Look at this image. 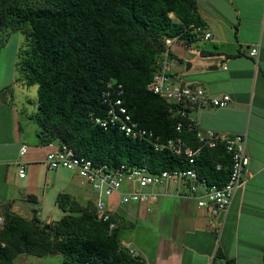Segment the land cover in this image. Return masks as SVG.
<instances>
[{
	"label": "trees",
	"instance_id": "1",
	"mask_svg": "<svg viewBox=\"0 0 264 264\" xmlns=\"http://www.w3.org/2000/svg\"><path fill=\"white\" fill-rule=\"evenodd\" d=\"M205 29L197 0H0V32L18 30L26 37L17 66L24 84L37 86L38 109L29 118L40 126L39 146L65 145L110 168L125 164L152 174L194 167L209 184L222 185L230 172L223 150L205 149L191 165L167 149L155 151L147 142L127 137L117 125L95 124L107 118L103 93L112 82L122 86L119 99L141 127L163 142L179 137L196 148L190 120L177 113L181 108L148 86L166 39L191 46ZM6 42L2 39L0 45ZM10 91L3 89L0 101ZM218 164H223L221 170ZM57 204L65 214L49 230L38 212L30 219L4 213L0 264H14L22 254L41 258L56 252L66 264H141L122 244L121 228L110 231L109 223L99 220L94 202L83 205L64 193Z\"/></svg>",
	"mask_w": 264,
	"mask_h": 264
},
{
	"label": "crops",
	"instance_id": "2",
	"mask_svg": "<svg viewBox=\"0 0 264 264\" xmlns=\"http://www.w3.org/2000/svg\"><path fill=\"white\" fill-rule=\"evenodd\" d=\"M197 2L206 29L200 41L191 46L182 41L174 42L179 46L178 50H171L172 74L182 84L200 86L212 97H231L226 108L191 107L189 118L202 130L247 135L250 166L244 187L236 193L231 209L217 217L198 208L194 201L176 197L173 187L169 190L151 188L172 195L150 210L118 205L112 212L118 228L131 229V235L122 244L147 264H227V260L237 264H263L264 0ZM206 34L211 37L206 39ZM7 48L8 43L0 48V70L4 71L3 59H9L4 74H0V92L11 86H15V92L6 102L0 101V217L7 210L19 214L20 202L37 199L32 185L38 175L42 174L45 187L50 192L53 190L52 196L67 193L74 199L70 191L78 176L65 169L48 168L46 155L57 144L39 146L35 138L38 131L34 132L33 140L28 138L26 124L22 122H33L29 117L37 110L29 111L25 106L20 109V105H16L18 54L15 51L12 58ZM252 49L258 51L254 57L250 55ZM177 62L180 65H176ZM20 84L25 86L24 82ZM23 145L28 147V152L22 156ZM20 166L26 169L25 178L20 177ZM80 184L87 186L82 181ZM57 209H60L58 204L54 213ZM61 212L62 218L65 213ZM55 219L40 218L46 225L59 221ZM39 259L22 254L14 264H30Z\"/></svg>",
	"mask_w": 264,
	"mask_h": 264
},
{
	"label": "built area",
	"instance_id": "3",
	"mask_svg": "<svg viewBox=\"0 0 264 264\" xmlns=\"http://www.w3.org/2000/svg\"><path fill=\"white\" fill-rule=\"evenodd\" d=\"M210 34L205 38L209 39ZM177 38L166 39V51L163 53L157 71L148 88L154 94L165 99L170 105L181 108L177 113L182 118H189L188 110L191 107L226 108L232 99L229 95L220 98L210 96L205 89L197 85H185L172 74V52L171 47ZM257 49H252L250 55L256 56ZM123 94L121 85L116 86L110 82L107 91L103 93L104 103L109 105L107 118L96 119L95 124L108 127L109 124L117 125L127 137L139 139L151 145L155 151L167 149L178 157H183L195 165L198 156L205 149L213 151H224L230 165V172L226 182L222 185L209 184L207 179L194 167L183 170L164 171L160 174H152L145 168L120 165L110 168L78 155L74 150L65 145H57L46 155L45 162L50 170L65 169L81 178L82 183L88 185L98 195L95 202L96 213L99 220L109 223L110 231L118 228L115 213L109 211L105 198L114 195L119 196L120 204L137 203L141 207L150 210L157 205L161 198L170 196V192L164 194L149 191L151 188L173 187L176 197L196 202L198 208L205 209L212 217L221 213H227L233 204L236 193L244 187L245 175L250 166V157L247 150L248 138L246 134H220L213 130L199 129L190 120L189 130L195 132L197 147H191L182 138L161 141L154 133L141 127L128 114L119 97ZM182 124L177 130L182 131ZM49 146H53L49 145ZM28 152L26 145L22 146L21 155ZM223 164L217 165L221 170ZM26 169L20 166V177L25 178ZM127 190V191H126ZM172 195V194H171ZM4 223L0 217V226ZM124 245V244H123ZM125 246V245H124ZM127 247V246H125ZM130 255L138 263L147 264L145 259L139 258L129 247ZM127 264V263H117Z\"/></svg>",
	"mask_w": 264,
	"mask_h": 264
},
{
	"label": "rangeland",
	"instance_id": "4",
	"mask_svg": "<svg viewBox=\"0 0 264 264\" xmlns=\"http://www.w3.org/2000/svg\"><path fill=\"white\" fill-rule=\"evenodd\" d=\"M7 32H10V35H8ZM11 33L12 36H11ZM2 39H6V43H8V51L10 53H12V58H13V54L15 53V51L17 52L18 56L17 57V63H16V80L17 82H19L18 84H16V101L17 104L16 105H20V109L22 108V106H25L29 111L32 110H37V106H38V92H37V86H24L22 84H20V82H24L25 83V78L24 75L22 73L19 72L18 70V61H19V52L22 49L23 46H25L26 44V37L24 35V33H22L21 31L18 32V30L16 31H4V32H0V42ZM3 45H0V48ZM179 44L177 45V43H175L173 45V47H171L170 49L173 51L178 50ZM8 58L3 59L4 65H2V68L5 71V68L8 67L7 65H5L8 62ZM176 65H180V63H176ZM3 70H0V74H4ZM15 86H11V91L10 93L13 94L15 92ZM5 101L10 99V96H6L5 97ZM24 124H26V126L24 127V129L26 130L27 134H28V138L33 140V135L35 134L34 132L39 131L40 126L38 124V122H22ZM35 129V130H34ZM35 136V135H34ZM37 138V137H35ZM41 175H38V179L37 181L34 182L33 180V187L35 190V196L37 197V199L34 200H25V202H20L19 206L21 207L19 210H17V212L21 215H25L27 216V218H32L35 216V212L39 213V218L46 220L47 217L49 218H56L55 220H60L61 216H62V212L60 209H57V212L54 213V209H55V205L57 204V196L56 198L54 196L51 195V192L53 190H50L48 188L45 187L44 185V180H41ZM78 177V176H77ZM75 177L73 184H72V189L70 192L74 193L75 196V200H77L79 203L81 202V204L86 205L88 202H96L98 195L93 192L92 188L87 186H81V178H77ZM36 185V186H35ZM164 188V187H161ZM159 189V188H157ZM166 189V188H165ZM173 189V188H172ZM174 190V189H173ZM127 191V190H126ZM149 191H151V189H149ZM156 192H158V190H155ZM164 191V189L162 190ZM44 192H46V195L44 196ZM162 193V192H161ZM119 196H111V197H107L105 198V202L107 203L108 209L109 211L112 212L113 209H115L116 207H118V205L129 207V208H136L139 209V205L137 203H129L127 205L124 204H120V199H118ZM163 198L160 199L159 203L162 201ZM158 203V204H159ZM143 209V208H141ZM145 209V207H144ZM143 209V210H144ZM16 214V213H15ZM18 214V215H19ZM20 215V216H21ZM116 218V216H115ZM117 222V221H116ZM56 223V222H55ZM53 225V223L48 224ZM50 229V228H49ZM120 236H121V240H125V238H127V236L131 235V229L130 228H121L120 230ZM39 258V257H38ZM35 261V262H34ZM30 264H66L65 263V259L62 253L60 252H56V253H50L45 255L44 257H41L39 259L38 262H36V260L31 261Z\"/></svg>",
	"mask_w": 264,
	"mask_h": 264
},
{
	"label": "water",
	"instance_id": "5",
	"mask_svg": "<svg viewBox=\"0 0 264 264\" xmlns=\"http://www.w3.org/2000/svg\"><path fill=\"white\" fill-rule=\"evenodd\" d=\"M187 67H188V68H187V71H189V70H190V68H191V65H190V63H188V64H187ZM49 228H50V226H47V227H46V229H47V230H49Z\"/></svg>",
	"mask_w": 264,
	"mask_h": 264
}]
</instances>
